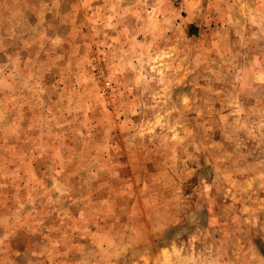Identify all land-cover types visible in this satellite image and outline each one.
I'll list each match as a JSON object with an SVG mask.
<instances>
[{
  "label": "rangeland",
  "instance_id": "obj_1",
  "mask_svg": "<svg viewBox=\"0 0 264 264\" xmlns=\"http://www.w3.org/2000/svg\"><path fill=\"white\" fill-rule=\"evenodd\" d=\"M0 264H264V0H0Z\"/></svg>",
  "mask_w": 264,
  "mask_h": 264
}]
</instances>
